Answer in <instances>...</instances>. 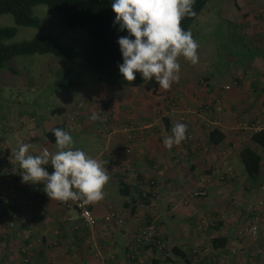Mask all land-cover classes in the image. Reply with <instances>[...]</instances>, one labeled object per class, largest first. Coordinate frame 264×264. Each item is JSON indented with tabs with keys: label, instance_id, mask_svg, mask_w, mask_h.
I'll use <instances>...</instances> for the list:
<instances>
[{
	"label": "rangeland",
	"instance_id": "1",
	"mask_svg": "<svg viewBox=\"0 0 264 264\" xmlns=\"http://www.w3.org/2000/svg\"><path fill=\"white\" fill-rule=\"evenodd\" d=\"M32 13L39 19L41 26L17 25L15 33L9 40L17 41L40 33H49L60 42L72 45L77 53L71 58L55 56L52 53L19 54L9 58L4 65L0 66V134L9 146L19 147L22 139L29 133L30 128L28 126L34 125V123H47L50 108L57 103V100L60 99L59 96L69 89V85L55 86L53 84L54 79L59 76L71 77L78 82H83V86L80 87L82 92L94 97L95 102L91 105L87 106V101L81 103L82 106L90 109L84 119L93 122L90 123L92 127L87 126L86 131L83 129L77 136H72L74 148L81 149L93 157L103 147L106 136L105 133H95L99 130L95 129L98 128V125L90 119L93 113H96L98 117L102 113L98 109L99 102L107 96H112V103L115 101L116 104L124 106L126 101L145 99L143 96L151 98V93L139 87L98 85L95 82V72L85 66L79 54L82 41L86 37L85 29L65 27L57 13L50 11L43 3L34 4ZM12 24L13 19L10 13H0V26ZM263 26L264 6L260 4V0H206L186 28V31H191L193 38L198 42V62L191 64L183 57L179 58V81L174 82L167 91L158 88L159 91L156 94L159 95L160 105L168 104L169 108L178 110L180 101L178 100V102L176 98L185 97L184 100L193 97L200 98L204 89L209 90L210 93L228 96L230 92L234 91L233 89L236 88L238 82L240 83V80L232 83L235 80L233 78L237 76L244 78L242 83V87H244H240L243 89V93L252 96L253 92L251 89H246L245 82H253L254 89H256L255 76L258 72L252 62L264 51L262 35L258 33L262 29L264 30ZM224 85H227V87H224ZM180 87H185L182 88L183 92L180 91ZM249 95H247V99L250 97ZM150 102L149 104H153L157 101ZM140 103L141 101L138 104ZM118 105L115 109L118 113L122 112L125 115L134 116L138 113V110L142 109V107L137 106L136 101L135 104H127L124 108L118 107ZM206 105V103L199 105L205 115L212 114L214 110L223 111L220 103H215L212 110H208ZM189 107L191 106L189 105ZM154 108L159 107L156 105ZM240 108L241 106L236 105L233 112H238ZM185 111L179 110L180 115L178 117L183 118ZM73 115L69 117H73ZM236 122L235 127L239 133L250 130V127L244 128L243 126L263 125L259 117H252L251 115L241 114ZM127 124L129 127L124 126ZM127 124L119 125V130H115L110 134H118L117 137L121 139L120 145L123 153L129 154L133 145L131 144V138L134 135L143 137L145 128L138 122L137 124L127 122ZM106 126L110 127L109 125ZM110 129L108 128L107 131ZM156 135L158 136V132ZM37 144V140L30 143L31 147H35ZM139 144H142V142ZM3 149L4 146L0 144V155H3ZM220 155L211 171H199L194 176L195 178L191 179L186 185L184 184L180 197L175 200V204L172 206L173 210L175 209L174 226L179 228V238H184L186 242L184 249L194 252L197 264H264V200L262 203H258L261 198V191L252 188L246 190L240 184L235 187L233 181H237L235 179L236 173L228 158V153L220 151ZM0 166L2 170L8 168V165L4 166L1 161ZM9 170L15 171V167L10 166ZM158 176L156 170L152 172L149 168L142 179L144 181L153 178L152 189L156 195L159 193ZM3 179L5 180L6 177L1 175L0 192H3L2 198L9 195L8 199L14 197L15 194L11 191V188L2 187ZM8 190L12 193L5 196ZM200 190L204 193H194ZM223 192H226V194L223 195ZM116 194L119 198H123L119 193ZM152 197L147 198L148 202H153L150 207L145 204L146 202H143L144 205H139L132 213H129L127 209L120 210L123 214V223L120 228L115 230V234L124 226L130 225V223L126 224L128 216H131L134 222H131L128 230L131 231L128 249L133 248V246L136 247L133 236L137 229L148 224L156 230L157 236L164 238L158 232L160 229L159 218L162 217L160 209L164 205L160 204L159 201L161 200H158V197ZM41 201H43V198L36 200L30 207L24 206L20 211L23 216L16 217V223L13 224L16 228L15 235L11 236L8 241L0 239V254L3 247L5 250L3 252L16 257V261L12 264H47L46 262L42 263V260L38 257L39 255L34 257L37 246L43 242V239L36 233L37 226L43 220L40 219L39 214L33 211V209L47 206L46 202L40 204ZM170 206H166V210L170 209ZM31 213H34V215L32 216ZM59 214L58 219L65 221L63 211ZM70 214L72 219L66 221L69 222L67 225H71L74 218H77L75 212L72 211ZM26 215L32 216L31 221L27 220ZM52 215L50 217H56V214ZM254 216H256L255 219L259 225V233L257 232L255 236H249L243 231V227L255 220ZM4 217L0 216V235L3 236L4 233L11 230V228L4 225ZM146 217L148 220H146ZM20 218L23 219L21 223ZM11 219L14 222L12 217ZM78 221L80 220L78 219ZM216 223H219L218 226ZM220 232H225L230 237L227 241L231 240L230 245H225L222 248H212L209 245V237L220 234ZM126 236L128 235L126 234ZM72 238L74 239V236ZM164 239L166 244H172L166 238ZM190 241L192 242L190 243ZM3 242L6 244L2 245ZM71 249V247L66 248V246L60 247L59 250L63 253L58 256L59 264H74L72 263L74 259L71 256ZM155 255L159 262L151 264H183L181 259H176L168 250H157ZM150 256L149 249L142 248L136 264H148ZM165 256H171V259H166ZM110 258L105 259L104 264H119L121 254L115 260L112 257ZM8 259L11 260V257ZM29 259L31 260L30 263ZM48 264L55 263L50 260Z\"/></svg>",
	"mask_w": 264,
	"mask_h": 264
},
{
	"label": "crops",
	"instance_id": "2",
	"mask_svg": "<svg viewBox=\"0 0 264 264\" xmlns=\"http://www.w3.org/2000/svg\"><path fill=\"white\" fill-rule=\"evenodd\" d=\"M258 33L262 35L261 38L264 42V30L262 29ZM252 63L258 72L257 76H255L256 89H254L253 82H245L246 89L252 90V96L243 93V89L241 88L244 87H242L244 78L239 75L240 77L237 76V81L240 80L241 84L238 82L236 88L233 89L234 91L230 92L228 96H222L218 93H210L209 90L204 89L201 92L203 93L201 96L202 99L201 97H193L185 100V97L180 99L176 98L177 101H180H178V110L169 108L168 104L160 105L161 102L158 94H151V98L143 96L145 99L135 100L137 106L142 107V109L138 110V113L134 116L129 114L125 115L122 112L118 113L117 109H115L118 104H116L115 101L112 103L111 100L107 109L99 114L97 120H94L98 125V128L95 129H99L95 133H105L106 136L103 147L99 149L93 158L107 161L105 167L108 170L110 179L103 189L104 199L98 203L87 205L92 212L100 216L106 211L115 208L118 211L121 209H127L129 213H132L135 208L139 205H144V203L137 200L139 202L136 201L134 203V209L131 211L132 203H124L125 196L119 198L116 194L119 193L118 182L120 180L133 182L136 181V179H133L136 173L139 172L143 176L149 168L152 172H155L156 170L159 174V193L153 195V197H158V200L162 201H159L160 204L164 205L160 209L162 217L159 218L160 229L158 232L166 238L168 242L183 249L186 242L184 241V238H179V228L174 226L175 209L173 210L172 206L175 204V200L180 197L184 184L186 185L191 179L195 178L194 176L199 171H211L213 165L216 164L215 161L221 156L220 151H226L228 153V158L234 166L236 173L235 179H237V181H233L234 186L238 187L239 184L243 185V181H245L242 167L237 156V150L241 143L245 142L247 131H241V133H239L235 124L237 123L236 119L240 118L241 114L259 117L264 124V51L260 56H257ZM81 86L83 85H71L64 94L59 96L60 99L57 100L55 105L62 106L63 109L60 113L49 114L47 123H34V125L31 124V126H28L30 128L29 133L22 139V143L30 144L33 140L38 141V144L35 147H30L29 152H34L35 155L40 153L37 148L44 140L43 130L58 121L63 122L62 129L70 133L71 136H77V134L83 129L86 131L88 128L87 126H89V128L92 127V124L90 123L93 122L84 119L90 109L89 107L82 106L81 103H86L87 101V106L91 105L95 102L93 100L94 97L82 92L80 89ZM158 88L160 89V87ZM182 88L184 89L185 87ZM182 88L180 91H182ZM159 89H157V92ZM247 95L250 96L248 99ZM148 99L157 102L149 104L151 102ZM135 101H126L124 106L126 107L127 104H135ZM140 101L141 103L138 104ZM190 101L191 103L189 104ZM202 103L207 104L206 106L208 110H212L215 103H220L223 107V111L214 110L212 114L205 115L199 106ZM156 105L159 108L155 109L154 107ZM189 105L191 107H189ZM236 105L241 106V108L238 112H233V108L236 107ZM120 106L121 108H124L123 105L119 104L118 107ZM167 108L168 110H166ZM179 110H186L183 118L178 117L180 115ZM71 115H73V117H69ZM126 122L132 124H137L138 122L145 128L143 137H136V135L132 137L131 144L133 145L129 154L123 153V149H121L120 145L121 139L120 137H117L118 134H110L115 130H119L118 126H121ZM175 122L187 125V134H190L188 137L191 139L186 144L180 143L178 146H173L168 150L164 147L163 141L166 136L171 135V129ZM106 125H109L110 127H107ZM126 126L129 127L128 124ZM212 126L218 127L219 130L224 133L225 137L222 142L217 144H211L208 142L206 134L207 130ZM108 128L111 129L107 131ZM102 129H104L105 132ZM157 132L158 136L156 135ZM141 142L142 144H139ZM0 144L1 146H4L3 155H0V161L2 164H4V166H19L13 156V152L18 149V146H9L1 134ZM255 147L261 156V176L264 182V146L255 145ZM48 150L54 153L56 151L55 143H53ZM5 152L7 154H5ZM14 175L20 182H22V177L17 169L14 171ZM252 189L259 190V187H252ZM222 194L225 195L226 192H223ZM43 202H46L47 206L33 209L34 212L39 214L40 219L43 220L36 229V233L43 239V242L41 245L37 246L35 250L36 255H34V257L39 255L38 257L42 260V263L46 262L48 264V262L52 260L53 263L59 264L60 261L58 256L63 253L62 251L60 252L59 249L61 246H66V248H72L71 256L74 259L72 262L74 264H104L105 259H111L110 257H112V259L114 258L115 260L120 254L121 258L119 259V264H127L126 255L130 239L129 235L131 234V231L129 232L128 230L131 222H133L131 216L126 218V224L130 223V225L127 227L124 226L119 229V232L116 231L115 234V230L120 227L104 224L102 221H98L94 226L87 228L82 226L80 221L74 218L73 223H71L72 226L67 225L69 222L58 219L60 216L59 213H61L58 201L50 200V198L47 197L41 201L40 204ZM152 203L153 202L150 201L145 204L150 207ZM166 206H170V209L166 210ZM72 211L73 210H70L69 214ZM52 214H56V217H50ZM150 216L152 217L151 214ZM146 220H148L147 217ZM226 227L228 226L226 225ZM95 232L97 233L94 234ZM220 233L222 234V232ZM126 234L128 236H126ZM223 234L227 236L228 241L230 237L225 232H223ZM73 236L74 239L72 238ZM230 241L226 242V246L230 245ZM191 242L192 241H190V243ZM4 244L6 243L3 242L2 245ZM3 251L5 250L2 247L0 264H12L16 261V257H12L9 253ZM10 257L11 260L8 259ZM131 264H136V261Z\"/></svg>",
	"mask_w": 264,
	"mask_h": 264
},
{
	"label": "trees",
	"instance_id": "3",
	"mask_svg": "<svg viewBox=\"0 0 264 264\" xmlns=\"http://www.w3.org/2000/svg\"><path fill=\"white\" fill-rule=\"evenodd\" d=\"M205 1L206 0H195V4L193 6L195 15L182 19L181 26L184 30H186L188 25L195 18ZM112 2L113 0H0V13L8 12L11 14L13 19L12 25L0 26V66L4 65L5 61L9 58L19 54L52 53L55 56L71 58L77 53V50L72 45L60 42L55 36L49 33H40L38 35L23 38L17 41L9 40V38H11L15 33L17 25L41 26L39 19L32 13V6L37 3H43L50 11L57 13L61 23L65 27H79L85 29L86 37L82 41L79 54L82 57L85 66L95 72V82L98 85L139 87L144 91H149L151 94L155 95L159 85L154 79L148 83H144L141 78V74L135 73L136 79L132 83H129L125 81L119 73L118 65L121 64L123 60L117 40L122 36L128 35V33L126 30L120 31L119 24L113 23L115 20V13L111 8ZM260 4L264 6V0H260ZM233 79H235V81L238 80L237 77H234ZM53 84L55 86H71L83 85V82H78L71 77L65 78L59 76L54 79ZM111 100L112 96H107L104 100H101L99 102L98 109L101 112L105 111ZM62 109V106L55 105L50 108L49 112L50 114L60 113ZM124 124H127V122ZM53 128L62 129L63 122L58 121L43 130L44 140L37 148L39 152L45 148L49 149L50 146L55 143V137L51 131ZM189 135L190 134H187L185 139L186 142L184 140L181 143L185 142L183 144H186L189 142L191 139L188 137ZM206 136L208 142L211 144L220 143L225 137L224 133L216 126L210 127L207 130ZM255 145L264 146V124L251 130L248 133L245 142L241 143L237 150V156L241 164L245 180L243 181L242 188L249 190L252 187H259V190L262 191V189H264V182L261 176V156ZM5 154L7 153L5 152ZM30 154L35 155L34 152H30ZM11 167L13 166L11 165ZM45 168L50 174L53 171L51 165H46ZM9 169L10 166L3 170L0 166V178L1 175L6 177L5 180L3 179L4 183L5 181L6 183H3L2 187H9L15 196H22L20 199L21 201L30 199L31 202L29 203L24 201V203L19 205L11 200L14 198L13 196L8 199V197H10L9 195L5 200L0 198V216H5L4 225L7 228H11L9 232L4 233V236L1 235L2 239L7 241L11 238V236L15 235L16 228L13 224L16 223V217L19 218L20 216H23V214L20 213L23 207L32 206V203L36 202V200H39L40 198H43V200L47 198V195L42 192L40 184L22 183L16 178L14 171H10ZM16 169L17 171H20L19 166H16L15 170ZM133 179H136V181L130 182L120 180L118 182L119 194L125 196L126 198H124V203H132L131 211H133L134 203L137 200H140V202H148L147 198L149 199V197L155 195L152 189L154 184L153 178L141 181L143 176L138 172ZM150 180H152V182ZM11 191L8 190L9 193L7 192L5 196L12 193ZM58 204L60 205L61 212L63 211L64 214L63 203L58 202ZM249 211L251 212V210ZM31 215L33 216L34 214L31 213ZM32 216L26 215L27 220L31 221ZM11 217L14 219V222H12V219L10 220ZM64 220L68 221L69 219ZM80 224L87 228L95 225L87 226L81 220ZM154 235L156 238H159V241L163 244L162 247L158 248L153 240H148V242H135L133 238L136 243V247L133 246V248L127 249V264H131L135 261L137 262L142 248H148L151 252L149 264L159 262L158 258L155 257L157 250H168L176 257V259H181L183 264H197L194 260V252H191V250L188 251L184 248L182 249L175 244H166L164 238L157 236L155 229ZM226 242L227 236L223 233L214 234L209 237V245L215 249L224 247ZM133 245L135 244L133 243ZM170 257L165 256L166 259H170ZM30 259L28 260L29 263L31 262ZM24 260L27 261V259Z\"/></svg>",
	"mask_w": 264,
	"mask_h": 264
},
{
	"label": "clouds",
	"instance_id": "4",
	"mask_svg": "<svg viewBox=\"0 0 264 264\" xmlns=\"http://www.w3.org/2000/svg\"><path fill=\"white\" fill-rule=\"evenodd\" d=\"M194 4L195 0H113V23L128 33L117 40L123 60L118 68L125 81L132 83L138 72L144 83L154 79L167 91L179 81L180 57L191 64L198 62V42L191 31L181 26L183 18L195 15ZM98 118L96 113L90 117ZM51 131L55 137L54 153L45 148L39 154H30L28 143H21L13 152L22 182L42 183L47 197L62 203L80 202L83 207L102 201L103 189L110 179L107 161L74 148L73 137L63 129ZM186 137L187 125L175 122L171 135L164 138V147L170 150ZM46 165H51V174Z\"/></svg>",
	"mask_w": 264,
	"mask_h": 264
},
{
	"label": "built area",
	"instance_id": "5",
	"mask_svg": "<svg viewBox=\"0 0 264 264\" xmlns=\"http://www.w3.org/2000/svg\"><path fill=\"white\" fill-rule=\"evenodd\" d=\"M232 83H235V80L232 81ZM224 87H227V85H224ZM262 125H258V124H252V126H243L244 128H249L250 130L247 131V135L248 133L253 130L256 129L258 127H260ZM39 154V153H38ZM229 168V167H227ZM152 182V180H150ZM42 192L44 194H46L43 191V184H40ZM195 194H202L204 193L202 190L200 191H195ZM3 192H0V198L1 199H6V198H2L3 196ZM260 199L258 200V203H262L264 200V189H262L261 194H260ZM22 198V196L20 197L19 195L14 196V198H12L11 200H13L16 204L21 205L22 203H24V201L26 202H31L30 199L28 200H23L21 201L20 199ZM64 206V217L66 219H72L71 215L69 214L70 210H73L76 212V216L87 226H92L94 225L98 220L103 221L105 224H111L113 226H121L123 223V214L118 211V210H114V209H110L108 211H106L105 213H103L102 215L98 216L96 215L94 212H92V210L88 207V206H81L80 202H74V201H68L66 203H63ZM256 218V216H254V219ZM23 219L20 218L19 221L21 223ZM244 232L246 234H248L249 236H254L259 229V225L257 223V220H253L252 222L246 224L244 227ZM135 242L138 241H145L148 242L153 240V242L158 246V248L162 247V243L159 241V238H156L154 235V228L152 227V225H146L143 226L141 228H138L137 231L135 232L134 236H133Z\"/></svg>",
	"mask_w": 264,
	"mask_h": 264
}]
</instances>
